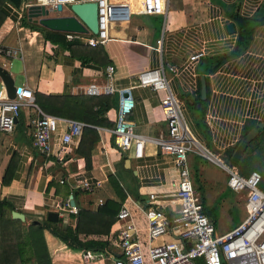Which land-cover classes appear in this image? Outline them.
Listing matches in <instances>:
<instances>
[{
    "label": "crops",
    "instance_id": "0c3cea01",
    "mask_svg": "<svg viewBox=\"0 0 264 264\" xmlns=\"http://www.w3.org/2000/svg\"><path fill=\"white\" fill-rule=\"evenodd\" d=\"M109 2L126 7L127 15L120 21L109 23L107 41L95 49L86 46L85 39L91 33L51 31L28 20L26 8L33 4V0H19L17 6L9 0L1 2L0 11L4 17L0 22V46L16 47L19 53L15 57L0 54V67L8 72L14 85H24L32 94L77 95L80 93L70 90L73 78H78L83 85L90 82L102 84L109 80L113 87L121 88L134 86L139 70L162 66L169 91L182 104L181 113L189 134L210 155L186 154L191 185L201 206L203 201H217L213 197L219 187L227 189L221 165L239 174L234 164L223 161L224 151L234 150L251 129L256 128L258 133L264 127V23L253 28L244 50L229 55L235 45L233 16L251 17L264 0H166L162 14L138 12V0ZM48 14L66 15L67 11L65 8ZM227 24L232 25V32L227 30ZM45 33L56 34L57 42H48L43 37ZM73 38L84 46L83 56L90 61L71 56L59 44ZM158 39L159 44H156ZM79 50L82 53V49ZM197 51H202V55L194 61H187L188 56ZM165 64L175 65L177 72L169 73L164 69ZM131 94L133 107L127 119L132 123L134 133L147 138L141 155L136 158L132 157V147L116 149L108 131L114 123L115 94L105 96L108 107L102 118L106 124L92 126L97 132V140L89 150L88 167H84L83 158L74 152L78 139L68 146L63 158L57 160L58 137L66 130L67 120L75 119L58 116L61 121L57 122L51 135L49 157H44L32 146L31 128L27 125L28 118L35 113L31 107L19 109L11 132H0V200L7 204L9 216L10 211L23 215V220H19L21 224L36 222L43 226L42 237L50 264H102L108 252L116 251L104 237L111 236L118 227L115 213L121 202H125L130 210L144 249L145 219L131 202L142 204L150 193L156 196L157 202L166 200L174 189L176 175L171 159L160 154L150 141L166 134L158 105L163 92L133 87ZM4 96L5 90L0 89V97ZM260 122L263 126L258 128ZM242 152L236 160H231L235 163ZM219 170L221 177L217 176ZM108 174L117 182L122 198L107 182ZM81 179L97 182L98 186L92 192H86L77 187L76 181ZM198 186L204 197L198 193ZM70 196L77 212L94 213L106 201L117 204L115 213L112 216L108 213L104 219V228L112 219L107 230L74 233L77 212L72 214L55 207L64 200L69 202ZM231 198L234 202H241V212L235 223L216 230L213 219L207 217L216 234L228 231L244 216V198L239 199V195ZM97 199H101L102 204L98 205ZM161 207L169 217L178 204L171 201ZM222 208L227 210V205ZM48 212L56 213L55 221L46 218ZM51 228L61 234L71 230L79 243L73 245L80 247H68L51 233ZM95 241L101 244L99 250L83 249L84 244L90 246L89 242ZM83 252L91 253V257L84 260L81 258ZM26 264H33V261Z\"/></svg>",
    "mask_w": 264,
    "mask_h": 264
},
{
    "label": "built area",
    "instance_id": "2783aa9c",
    "mask_svg": "<svg viewBox=\"0 0 264 264\" xmlns=\"http://www.w3.org/2000/svg\"><path fill=\"white\" fill-rule=\"evenodd\" d=\"M166 0H138L137 11L143 14H162ZM92 2L95 4L96 32L87 37L89 46H103L107 41L109 23L126 17V7L111 4L109 0H33V4L43 7L48 12L56 5L67 6L71 3ZM124 7V8H123ZM159 44V39L155 41ZM19 53L16 47L0 46V54L15 57ZM202 55L197 51L189 55L187 61H194ZM164 69L175 74L177 67L165 64ZM134 86L115 88L109 80L102 84L80 83L78 78L70 80V90L83 95L115 94L116 108L113 126L108 129L113 146L118 150L132 147V157L141 155L145 136L133 132L132 123L127 119L133 107L131 90L133 87H146L153 91H162L158 98L159 109L166 127L164 137H155L150 141L156 145L160 154L168 155L175 171L174 189L166 200L156 201V196L148 194L142 204L131 202L141 211L145 219V248L138 239L139 229L131 219L130 210L125 202L119 204L115 213L118 223L111 236H105L115 249L108 252L102 264H264V191L258 188L259 174L250 171L246 176L222 166L225 172V186L228 190L239 192L244 198V216L228 231L216 234L213 224L203 213L196 192L194 191L186 165V154L196 153L210 157L189 134L181 113V102L168 89L162 66L142 69L136 73ZM0 89L3 84L0 81ZM21 107H31L35 113L27 120L31 128L32 146L44 157L50 156L51 135L55 132L61 118L38 110L33 103L32 92L24 85H14L13 97H0V132L9 133ZM83 122L67 120V127L58 137L57 160H61L67 148L80 135ZM61 182V180L59 181ZM77 187L92 192L98 185L85 179L77 180ZM174 201L178 208L169 217L165 215L161 204ZM97 204H102L97 199ZM57 209L76 213L77 208L69 205L68 200L56 204ZM170 236L169 239H163ZM158 240V242H156ZM91 253H81V258L89 259Z\"/></svg>",
    "mask_w": 264,
    "mask_h": 264
},
{
    "label": "trees",
    "instance_id": "16d2710c",
    "mask_svg": "<svg viewBox=\"0 0 264 264\" xmlns=\"http://www.w3.org/2000/svg\"><path fill=\"white\" fill-rule=\"evenodd\" d=\"M5 0H0V3ZM8 1V0H7ZM15 6L19 0H9ZM4 15L0 11V22ZM235 23V45L229 55L237 54L244 50L250 40L251 32L257 25L264 23V2L256 9L255 13L249 18L233 16ZM33 28V27H31ZM43 37L50 43H56V34L45 33ZM59 42V41H58ZM59 44L66 49L71 56L79 58L81 61H90V58L83 56L84 46L78 44L75 38L70 41H60ZM87 48L95 49L96 46L86 45ZM82 49V53L80 50ZM85 53V52H84ZM106 95H44L40 93L33 94V103L37 108L46 114L54 116L75 119L86 124L81 128L78 137V143L74 152L79 154L84 161V167L89 166V150L93 142L97 140V132L92 126L106 124L102 118L103 111L108 107ZM93 106H96L93 109ZM232 148L224 151L223 161L234 164L239 174L246 176L250 171H256L259 174L258 188L264 190V127L259 130L256 137L246 144L240 158L234 163L231 160ZM107 182L119 198H122L115 179L108 174ZM117 204L106 201L97 207L94 213L84 210L76 211L77 232L102 233L107 230L104 219L115 213ZM43 226L36 222L27 225L21 224L18 219L10 218L7 213V204L0 200V264H26L30 260L33 264H50L42 237ZM51 233L56 234L70 248H79L75 240V234L69 230L65 233H59L51 228ZM73 242V243H72ZM83 249L90 248L99 250L101 244L98 242L90 243ZM221 264H225L221 262Z\"/></svg>",
    "mask_w": 264,
    "mask_h": 264
},
{
    "label": "water",
    "instance_id": "95a60500",
    "mask_svg": "<svg viewBox=\"0 0 264 264\" xmlns=\"http://www.w3.org/2000/svg\"><path fill=\"white\" fill-rule=\"evenodd\" d=\"M67 14L66 15H49L48 11L43 7L32 4L28 5L26 8V18L32 22H36L45 29L58 32L74 33V34H94L96 32V19H95V4L92 2H82V3H71L65 6ZM124 8V7H123ZM55 12H61L62 6L56 5ZM226 28L228 31L232 32L233 27L231 24H227ZM0 81L3 84L5 94L7 98L13 97L14 84L10 78L8 72L0 67ZM263 123H258L257 127L260 128ZM257 129L253 128L248 131L243 139L235 146L231 158L236 160L240 153L245 149L246 143L250 142ZM127 162V160H125ZM69 205H73L71 201V196L69 199ZM10 217L13 219L23 220V215L21 213L10 211ZM46 218L50 221L56 220L55 212H48Z\"/></svg>",
    "mask_w": 264,
    "mask_h": 264
},
{
    "label": "rangeland",
    "instance_id": "374dc122",
    "mask_svg": "<svg viewBox=\"0 0 264 264\" xmlns=\"http://www.w3.org/2000/svg\"><path fill=\"white\" fill-rule=\"evenodd\" d=\"M65 10V7L64 9ZM62 10V11H63ZM16 63H14L15 66ZM18 82V78L16 83ZM218 177H221V172L217 173ZM264 191V190H262ZM198 193L201 197H204L201 193V187L198 186ZM239 195L241 199L242 194L239 192H233L225 188H220L217 194L213 198L217 201L209 202L203 201L202 207L206 217L212 218L214 221V227L216 230L221 229L222 226H228L230 223H235L238 218V214L241 212V202L232 201V196ZM243 197V196H242ZM222 202V204L220 203ZM227 205V210L222 207ZM214 229V230H215ZM141 239V238H140Z\"/></svg>",
    "mask_w": 264,
    "mask_h": 264
}]
</instances>
